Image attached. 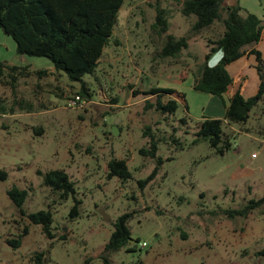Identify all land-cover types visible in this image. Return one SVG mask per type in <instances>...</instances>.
Segmentation results:
<instances>
[{
	"label": "rangeland",
	"instance_id": "obj_1",
	"mask_svg": "<svg viewBox=\"0 0 264 264\" xmlns=\"http://www.w3.org/2000/svg\"><path fill=\"white\" fill-rule=\"evenodd\" d=\"M238 3L242 14L253 12L264 23V0ZM156 5L164 9L166 31L153 26ZM193 20L181 13L179 0H123L96 69L83 76L92 95L75 105L67 101L80 82L49 67L47 57L17 53L14 39L0 28V168L7 172L0 180V264H37L33 256L40 251L41 264H79L85 258L89 264H264V204L246 215L224 212L264 192L263 102L249 110L244 123L223 120L230 141L223 153L205 139L194 140L197 121L217 102L193 85L207 41L221 33L223 23L215 20L196 32ZM168 32L188 36V45L174 56L160 55ZM252 45L264 58V39ZM13 64L16 70L8 67ZM254 64L251 55L228 66L233 77L245 78L244 96L258 86ZM261 67L264 72V63ZM151 86L174 87L184 101L170 114L159 113L145 105L153 100L144 92ZM227 98L225 92L224 103ZM146 125L157 136L175 133L181 142H158L161 163L138 152L148 141ZM113 156L126 159L130 178L108 177ZM155 166L141 186L139 180ZM51 168L69 174L73 193L60 198L43 184L38 171ZM12 185L28 192L25 212L51 210L52 236L20 212L7 194ZM75 198L80 202L72 217ZM124 212L130 213L131 239L104 258L113 223ZM25 223L29 230L21 244L11 246L6 239Z\"/></svg>",
	"mask_w": 264,
	"mask_h": 264
},
{
	"label": "trees",
	"instance_id": "obj_2",
	"mask_svg": "<svg viewBox=\"0 0 264 264\" xmlns=\"http://www.w3.org/2000/svg\"><path fill=\"white\" fill-rule=\"evenodd\" d=\"M179 2L183 15H194L191 24L193 31L198 32L215 20H221L223 23L221 33L207 41L208 50L204 54L205 61L193 85L195 89L206 91L221 99L232 86L227 103L223 102L224 110L221 117L204 115L197 121L194 132L196 135L194 140L205 139L217 152L223 153L230 145L229 135L223 131V120L246 122L249 110L259 101L263 102L262 112H264V72L261 67L264 58L261 50L252 46L264 39V23L253 12L245 11L242 14V7L238 0L230 4H225L224 0H179ZM122 3L123 0H0V28L14 39L17 53L47 57L55 70L63 71L70 80L80 82L76 93L81 96H90L92 94L83 76L86 73H93L96 69L103 49L112 37ZM155 11L153 26L160 32L166 31L167 18L164 9L156 5ZM187 45L188 36H175L168 32L160 55L174 56ZM247 48L250 49L247 51ZM218 49L223 53L220 60L213 65L207 64L210 55ZM246 51L254 56V65L259 78L256 91L249 96L243 95L244 81H238L233 85V76L227 68L232 61L244 55ZM1 65H3L2 61H0V75L2 74ZM8 67L12 70L17 69L15 64ZM38 71L41 73L45 70L39 68ZM144 92L153 96L152 101L146 100V107H153L162 114L174 112L178 101H184L183 92L170 86H151ZM181 121L185 122L186 118L182 117ZM38 129L42 130L41 127ZM143 134L148 135V141L146 145L138 148V152L141 155L156 157L157 163L163 160L156 154L159 141L171 140L174 143H181L175 133H171L168 136L169 139L164 135L157 136L148 125L143 128ZM156 170L157 166L148 176L139 180V184L143 186ZM38 172L42 175L43 184L57 191L60 198L74 192L73 181L64 169L51 168ZM107 175L108 177L118 176L125 181L131 177L132 173L125 158L113 156L107 161ZM6 176V170L0 168V180L5 179ZM7 194L30 222L41 224L42 230L52 236L53 217L50 209L40 208L25 212L21 207L28 192L17 185L9 187ZM79 202L80 200L75 198L69 211L70 216L78 214ZM263 204L264 192L260 197L249 199L242 207L227 208L224 212L230 216L246 215L251 209ZM129 217L130 213L124 212L115 219L113 230L103 247L104 258L107 254L126 246L131 239V231L127 224ZM28 230V224L25 223L16 237L7 238L6 241L11 246L18 247ZM133 248L128 245V249ZM261 252L264 253V248ZM43 254L42 251L34 254L33 257L38 260L37 264L42 263ZM79 264H89V258H85Z\"/></svg>",
	"mask_w": 264,
	"mask_h": 264
},
{
	"label": "crops",
	"instance_id": "obj_3",
	"mask_svg": "<svg viewBox=\"0 0 264 264\" xmlns=\"http://www.w3.org/2000/svg\"><path fill=\"white\" fill-rule=\"evenodd\" d=\"M259 42V41H258ZM253 47H254V45H252ZM251 47V46H250ZM250 48H247V51L249 50ZM259 49V48H258ZM247 51H246V53L244 54V55H242L241 57H244V56H251L252 54H249V53H247ZM240 58V57H239ZM239 58H237V59H239ZM236 59V60H237ZM235 61V60H234ZM233 62V61H232ZM231 62V63H232ZM230 63V64H231ZM229 64V65H230ZM243 65H246V64H249V63H247V61H245L244 63H242ZM228 65V66H229ZM228 66H227V68H228ZM49 67H53L51 64L49 65ZM244 81V85H245V78L244 77H239V76H237V77H233V85H235L236 83H238V81ZM231 90H232V86L226 91V92H228V95H230V93H231ZM244 90V89H243ZM211 102H213V103H215V102H217V103H215L213 106L211 105L210 106V108L208 109V111H209V116H218V117H221V115H222V113H223V110H224V106H223V100L220 98V97H216V96H212L211 97ZM218 104H220L219 105V107H217L218 106ZM222 105V106H221ZM223 108V109H222ZM220 112V114H218Z\"/></svg>",
	"mask_w": 264,
	"mask_h": 264
},
{
	"label": "clouds",
	"instance_id": "obj_4",
	"mask_svg": "<svg viewBox=\"0 0 264 264\" xmlns=\"http://www.w3.org/2000/svg\"><path fill=\"white\" fill-rule=\"evenodd\" d=\"M222 55H223V53H222V51L220 49L216 50L208 58L207 64H210V65L216 64L220 60Z\"/></svg>",
	"mask_w": 264,
	"mask_h": 264
},
{
	"label": "built area",
	"instance_id": "obj_5",
	"mask_svg": "<svg viewBox=\"0 0 264 264\" xmlns=\"http://www.w3.org/2000/svg\"><path fill=\"white\" fill-rule=\"evenodd\" d=\"M81 100H82V99H81V95L78 94V93H76V94L72 95V96L68 99L67 103H68V105H75V104H77L78 102H80Z\"/></svg>",
	"mask_w": 264,
	"mask_h": 264
},
{
	"label": "water",
	"instance_id": "obj_6",
	"mask_svg": "<svg viewBox=\"0 0 264 264\" xmlns=\"http://www.w3.org/2000/svg\"><path fill=\"white\" fill-rule=\"evenodd\" d=\"M116 128L112 127V132L115 134L116 133Z\"/></svg>",
	"mask_w": 264,
	"mask_h": 264
}]
</instances>
